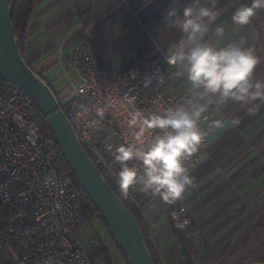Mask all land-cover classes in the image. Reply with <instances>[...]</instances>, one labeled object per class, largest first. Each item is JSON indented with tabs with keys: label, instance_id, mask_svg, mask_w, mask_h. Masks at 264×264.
Returning <instances> with one entry per match:
<instances>
[{
	"label": "crops",
	"instance_id": "0c3cea01",
	"mask_svg": "<svg viewBox=\"0 0 264 264\" xmlns=\"http://www.w3.org/2000/svg\"><path fill=\"white\" fill-rule=\"evenodd\" d=\"M194 0H38L26 38L24 56L61 100L74 95L68 79L77 85L80 76L69 73L67 56L88 27L102 64L118 72L136 57L160 59L187 43V34L175 26L183 9ZM251 0H199L210 7L213 18H204V40L217 47L244 40L260 57L256 78H264V8L256 10L249 25L232 21L236 9ZM175 8L176 17L165 18ZM223 28V36L215 29ZM171 80L187 92L193 104H205L201 116L210 115L211 142L200 164L188 173L192 183L181 194L193 221L186 231L189 262L182 255L174 228L159 204L158 194L134 191L142 208L161 264H264V101L241 104L218 98L201 100L183 73ZM72 94V95H71ZM238 123H234L237 121ZM219 121L218 125H214Z\"/></svg>",
	"mask_w": 264,
	"mask_h": 264
},
{
	"label": "built area",
	"instance_id": "2783aa9c",
	"mask_svg": "<svg viewBox=\"0 0 264 264\" xmlns=\"http://www.w3.org/2000/svg\"><path fill=\"white\" fill-rule=\"evenodd\" d=\"M172 54L136 57L112 72L96 55L89 28L82 27L76 48L67 56L69 73L81 80L72 98L59 101L61 110L90 158L117 186L115 149L139 138L147 143L159 133L145 130L136 114L147 118L192 105L188 93L172 85L174 72L165 69L178 66L169 63ZM209 118L199 120L204 136L198 151L184 161L188 173L210 145ZM57 148L30 97L0 77V264H94L91 253L98 242H85L78 228L97 210ZM137 187L127 191L132 198ZM158 196L173 228L193 227L181 196L168 201Z\"/></svg>",
	"mask_w": 264,
	"mask_h": 264
},
{
	"label": "clouds",
	"instance_id": "9594fccd",
	"mask_svg": "<svg viewBox=\"0 0 264 264\" xmlns=\"http://www.w3.org/2000/svg\"><path fill=\"white\" fill-rule=\"evenodd\" d=\"M214 3L215 0L213 7ZM198 4L199 0H194L192 6L183 9V19L174 20L175 26L187 34V43L171 55L169 63L182 67L192 87L200 90L201 100L231 99L241 104L264 101V78L255 77L260 57L251 47L244 46L243 39L222 47L204 40L208 32L204 18H213L215 13L210 7H197ZM260 8H264V0H251L250 4L236 9L232 21L240 26L249 25ZM176 15V9L171 8L165 18ZM223 32L221 27L215 29L218 37L223 36ZM205 110V104L197 103L167 109L147 118L137 113L145 130L158 129L159 133L147 143L139 138L137 143L121 144L115 149L121 192L126 194L130 188L141 186L142 190L158 194L165 201L179 198L192 183L184 161L196 153L201 144L204 133L199 120ZM132 123H137V119ZM219 123L215 121L214 125Z\"/></svg>",
	"mask_w": 264,
	"mask_h": 264
},
{
	"label": "water",
	"instance_id": "95a60500",
	"mask_svg": "<svg viewBox=\"0 0 264 264\" xmlns=\"http://www.w3.org/2000/svg\"><path fill=\"white\" fill-rule=\"evenodd\" d=\"M17 1L0 0V77L25 92L46 119L53 141L74 178L129 264H155L137 220L84 149L52 87L23 57L12 22Z\"/></svg>",
	"mask_w": 264,
	"mask_h": 264
},
{
	"label": "trees",
	"instance_id": "16d2710c",
	"mask_svg": "<svg viewBox=\"0 0 264 264\" xmlns=\"http://www.w3.org/2000/svg\"><path fill=\"white\" fill-rule=\"evenodd\" d=\"M37 1L38 0H18L14 7L12 22L14 25L16 36L18 37L21 43V51H22V55L24 58H25L24 51H25V45H26V38L29 32L31 19L34 14V9H35ZM58 100L61 101L59 98ZM34 109L36 110L38 114H40L35 105H34ZM57 150H58L59 155L63 157L58 148ZM97 167L100 170V172L104 175V177L106 178V180L108 181V183L110 184L111 188L116 193L120 201L125 205V207L130 211V213L137 220L142 230V233L144 235L145 241L148 245V248L152 254L154 263L161 264L159 256L154 248V245L151 239V234L148 229L147 220L143 214L142 208L138 205V203L134 200V198H132L128 193L125 194L121 192L119 186H117L106 174L103 173V170L99 165H97ZM94 214L95 215L92 219L87 220L82 226L78 228V231L81 232V230H83L85 227L87 228L88 225L90 226L93 222L96 221L98 224L102 225L105 228V230L107 231L109 240L114 243V246L116 247V250L120 253L124 263L129 264L123 252L121 251V249L117 246L116 242L111 237L108 229L105 226V223L101 215L97 211H95ZM174 234L180 245L182 255L184 256L186 261L189 262L190 257H189V247H188V242H187L188 234L186 233V231L176 230L175 228H174ZM106 243H108V240L107 241H104L102 239L98 240L97 248L91 253L94 264H114L113 259L110 255L111 249Z\"/></svg>",
	"mask_w": 264,
	"mask_h": 264
},
{
	"label": "rangeland",
	"instance_id": "374dc122",
	"mask_svg": "<svg viewBox=\"0 0 264 264\" xmlns=\"http://www.w3.org/2000/svg\"><path fill=\"white\" fill-rule=\"evenodd\" d=\"M82 35V34H81ZM80 35V37H81ZM69 91L75 95L77 90V83L74 82V79H68ZM72 95V94H71ZM79 237H81L85 242H98L99 239L104 241L108 240V246L111 249L110 255L113 259L114 264H125L120 253L116 250L114 243L109 240L107 231L105 228L98 224L96 221L93 222L90 226L88 225L87 228L85 227L81 232H79Z\"/></svg>",
	"mask_w": 264,
	"mask_h": 264
}]
</instances>
